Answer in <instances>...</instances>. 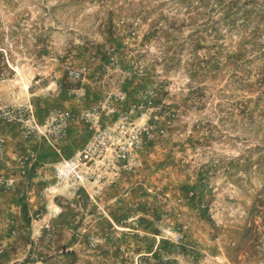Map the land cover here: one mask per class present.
I'll return each instance as SVG.
<instances>
[{"label":"rangeland","instance_id":"rangeland-1","mask_svg":"<svg viewBox=\"0 0 264 264\" xmlns=\"http://www.w3.org/2000/svg\"><path fill=\"white\" fill-rule=\"evenodd\" d=\"M126 121L127 166L55 176ZM16 263L264 264V0H0V264Z\"/></svg>","mask_w":264,"mask_h":264},{"label":"built area","instance_id":"built-area-1","mask_svg":"<svg viewBox=\"0 0 264 264\" xmlns=\"http://www.w3.org/2000/svg\"><path fill=\"white\" fill-rule=\"evenodd\" d=\"M82 73L81 70H73L71 75L79 78ZM128 124L126 121L115 128L98 130L84 149L59 161L55 176L59 180L75 183L102 182L119 168V163L127 166L131 149L137 141L135 132L129 130Z\"/></svg>","mask_w":264,"mask_h":264},{"label":"trees","instance_id":"trees-1","mask_svg":"<svg viewBox=\"0 0 264 264\" xmlns=\"http://www.w3.org/2000/svg\"><path fill=\"white\" fill-rule=\"evenodd\" d=\"M17 264V263H16Z\"/></svg>","mask_w":264,"mask_h":264}]
</instances>
